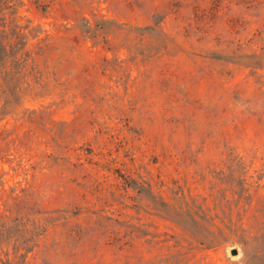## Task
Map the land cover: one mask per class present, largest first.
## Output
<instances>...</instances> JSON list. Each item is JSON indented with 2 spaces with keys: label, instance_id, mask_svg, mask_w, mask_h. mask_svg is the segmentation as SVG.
<instances>
[{
  "label": "rangeland",
  "instance_id": "374dc122",
  "mask_svg": "<svg viewBox=\"0 0 264 264\" xmlns=\"http://www.w3.org/2000/svg\"><path fill=\"white\" fill-rule=\"evenodd\" d=\"M34 1L17 14L45 30L42 79L0 115V219L22 198L52 221L26 256L1 244L0 264L264 256V65L240 63L264 46V0Z\"/></svg>",
  "mask_w": 264,
  "mask_h": 264
},
{
  "label": "trees",
  "instance_id": "16d2710c",
  "mask_svg": "<svg viewBox=\"0 0 264 264\" xmlns=\"http://www.w3.org/2000/svg\"><path fill=\"white\" fill-rule=\"evenodd\" d=\"M34 2L38 8L46 9L47 5L41 0ZM23 4L24 0H0V115L4 116L16 108L14 106L21 100L22 92H25L24 84L30 85V77L39 83L42 79V72L38 69L35 54H43L47 37L41 36L45 32L44 29L31 26L30 19H27L25 23L20 22L21 17L17 13ZM83 21L86 24L82 26V32L86 37L94 38V44L108 41V34L113 31V28L102 26L100 23L93 27L89 20L83 19ZM32 38L38 39L36 50L29 48V41ZM242 57L245 59L244 62L240 60L243 65L252 67H258L259 63L264 65V46L259 54H244ZM1 177L0 173V181ZM1 184H3L2 181ZM18 201L25 210H20L21 215L17 217L0 219V245L13 241L16 251L24 249L25 253H21V256H26L36 245L34 238L41 231L46 230L44 226L52 221V217H43V220L33 219L31 215L37 212V209L31 206L33 204L31 200L21 198ZM29 223L32 226L30 229L27 227ZM187 231L192 238L206 246L220 245L225 236L224 233L216 240L207 243L208 240L202 238L201 227L188 228ZM227 239L228 236H226L225 241L231 240V238ZM263 258L264 256H254L245 261V264H253L255 261L260 262L256 264H261ZM0 261H2L1 257ZM3 264H10V260L4 261Z\"/></svg>",
  "mask_w": 264,
  "mask_h": 264
},
{
  "label": "water",
  "instance_id": "95a60500",
  "mask_svg": "<svg viewBox=\"0 0 264 264\" xmlns=\"http://www.w3.org/2000/svg\"><path fill=\"white\" fill-rule=\"evenodd\" d=\"M238 252H239L238 248H236V247L231 248V253H232L233 255L238 254Z\"/></svg>",
  "mask_w": 264,
  "mask_h": 264
}]
</instances>
